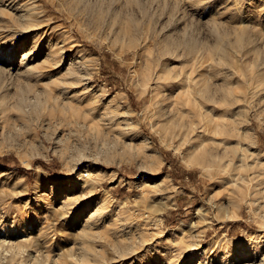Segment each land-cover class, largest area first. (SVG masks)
<instances>
[{"label":"rangeland","instance_id":"obj_1","mask_svg":"<svg viewBox=\"0 0 264 264\" xmlns=\"http://www.w3.org/2000/svg\"><path fill=\"white\" fill-rule=\"evenodd\" d=\"M181 107L196 141L161 128ZM2 239L0 264H234L237 239L264 264V0H0Z\"/></svg>","mask_w":264,"mask_h":264},{"label":"bare ground","instance_id":"obj_2","mask_svg":"<svg viewBox=\"0 0 264 264\" xmlns=\"http://www.w3.org/2000/svg\"><path fill=\"white\" fill-rule=\"evenodd\" d=\"M75 4V3H74ZM101 10H99V12H100ZM102 12V11H101ZM103 13V12H102ZM97 14H99V13H97ZM101 15V14H100ZM98 16V15H97ZM100 19V18H99ZM96 20V19H95ZM32 23H34V21L33 22H31V21H28V23H27V25H26V27H32ZM33 28V27H32ZM240 41V40H239ZM240 44V43H239ZM218 51V50H217ZM52 52V51H51ZM230 52V51H229ZM228 52V53H229ZM232 52V51H231ZM219 53V52H218ZM220 55V54H219ZM230 56V55H229ZM221 57V56H220ZM232 58H234V57H232ZM22 61H23V59H22ZM162 66V65H161ZM163 68H164V66H162ZM165 69V68H164ZM176 69V68H175ZM166 70H167V68H166ZM163 71V70H162ZM168 71V70H167ZM167 71L165 72V73H167ZM172 72V71H171ZM177 72H179V71H177ZM167 75V74H166ZM165 75V76H166ZM179 73H176V75L174 76V74H171L170 76H167V77H169V80H170V78L172 79V78H174V77H176V78H178L179 77ZM212 75V74H211ZM182 76V75H181ZM214 76V75H213ZM200 77V76H199ZM198 77V78H199ZM161 79V78H160ZM175 79V78H174ZM184 79V78H183ZM177 80V79H176ZM178 80H181V79H178ZM186 80V79H185ZM189 79H187V81H188ZM182 81V80H181ZM169 82V81H168ZM174 83H175V81H173ZM172 84V83H171ZM185 84H186V82H185ZM184 84V85H185ZM188 84V83H187ZM205 84V83H204ZM188 86V85H187ZM203 86V85H202ZM178 87V86H177ZM183 88H185V87H183ZM190 87H187V89H185V90H183V91H186L187 90V92L188 91H190V95L192 94L191 93V90L189 89ZM207 89L208 88H202V87H200V88H198V93L199 94H201V96H206V94H207ZM180 90H181V92H183L182 91V89L180 88ZM211 91H212V88H211ZM186 92V95H188L189 96V93H187ZM197 92V91H196ZM168 93V92H167ZM178 93H179V91H178ZM176 94L177 95V97H178V95L180 96L181 94L179 93V94ZM211 93H213V92H211ZM184 94H185V92L184 93H182V96H184ZM216 94H217V92H216ZM170 95V94H169ZM218 95V94H217ZM166 96H168V95H165V97ZM175 96V95H174ZM173 95H172V98L174 97ZM187 96V97H188ZM194 95H192V97H193ZM197 96V95H196ZM195 96V97H196ZM177 97H175L176 99H177ZM185 97V96H184ZM184 97H182L183 99H184ZM187 97H185V98H187ZM191 96L190 97H188L187 98V100L186 99H184V100H181V103H180V99H182L181 98V96L180 97H178V101L179 102H177L176 100H173L174 102H177L176 104L177 105H179V103L180 104H182L183 105V103L185 102V100H186V102H188L187 103V105L186 104H184L183 106H189L190 104L192 105H194V103H195V99H194V97L192 98ZM174 98V99H175ZM189 98H191V99H194L195 101H194V103L192 102V101H189V100H191V99H189ZM216 98H218V97H216ZM198 99V98H197ZM219 99V98H218ZM167 100V99H166ZM169 100V102H170V99H168ZM214 100V99H213ZM212 100V101H213ZM165 101V100H164ZM164 101H162V102H164ZM182 101H184V102H182ZM215 101V100H214ZM213 101V102H214ZM230 101V100H229ZM167 102V101H166ZM165 102V103H166ZM190 102H192V103H190ZM212 102V103H213ZM168 103V102H167ZM196 103L197 104H200V105H202L201 103H198V101H196ZM204 103V102H203ZM220 103V102H219ZM169 104V103H168ZM171 105H172V103H170ZM173 104H175V103H173ZM175 104V105H176ZM217 104V103H216ZM176 105V106H177ZM181 105V106H182ZM200 105H197V106H199L198 108L200 109V110H202V109H206V106L204 107V108H202L201 109V106ZM211 105V104H210ZM163 106V105H162ZM180 106V105H179ZM178 106V107H179ZM185 106V107H186ZM195 107H193V106H189V107H186V108H195V110H198L199 111V109L198 108H196V104L194 105ZM215 106V105H214ZM164 107V106H163ZM167 107V106H166ZM174 107V106H173ZM172 107V110L173 109H175V108H173ZM212 107V106H211ZM209 105L207 106V108H211ZM168 108H169V106H168ZM184 108V107H183ZM191 108V109H192ZM176 109H178V108H176ZM190 109V110H191ZM169 110L171 111V106H170V108H169ZM178 110H180V108L178 109ZM187 110H189V109H187ZM186 109H184V110H182V107H181V112H183V113H181L180 112V114H182V116H181V121L179 120V118H177L178 117V115H176L177 117H175V115H170L171 117L169 118V117H167V118H169L168 120H167V118H165L167 121H166V123L165 124H163L162 125V127L161 128H163V131L166 133V132H168V130L171 132H173V133H175L176 131H177V129H179V131H182L183 129H185V133L183 132H181L182 133V135L184 134V135H187L188 136V141H196V140H193V138H195V137H193L195 134H198V132L197 133H195L194 135L192 134V132H195V130L198 128V125L197 124H199V126H200V124H202V123H206L205 121H207L208 122V120L212 117V116H216L217 115V113H214L215 115H212V113H211V109L210 110H205V111H207L206 113H205V111H204V113H205V115L204 114H202V112L201 111H199V112H201V117L204 115L205 117H202V120H204L205 118H206V116H207V114L209 115V116H207V119L208 120H204L203 122H202V120L201 121H199V119H201V118H199V116L198 115H195V116H198V117H196L194 120H193V118H189V119H192V120H190V123L189 122H187V121H185V118H187V117H185L184 116V114H186V113H184L185 111H187ZM189 110V111H190ZM175 112H177L176 110H174ZM192 111H194L193 109H192ZM192 111H191V114H192ZM203 111V110H202ZM209 111H210V113L211 114H209ZM169 112V111H168ZM168 112H167V114H166V116L167 115H169L168 114ZM173 112V111H172ZM179 112V111H178ZM188 112V111H187ZM195 112V111H194ZM170 113V112H169ZM198 112H196V114H197ZM178 114V113H177ZM190 114V113H189ZM188 114V116H191V115H189ZM200 114V113H199ZM162 116H164L163 114H161ZM160 115V116H161ZM193 115V116H194ZM194 116V117H195ZM165 117V116H164ZM180 117V116H179ZM185 117V118H184ZM199 118V119H198ZM204 118V119H203ZM213 118V117H212ZM161 118H159V120H160ZM196 119H198V120H196ZM161 121V120H160ZM197 121H199V123L197 122ZM162 122H164V121H162ZM197 122V123H196ZM200 122H202V123H200ZM220 122V121H219ZM216 123H217V121H216ZM210 124V123H209ZM208 124V125H209ZM213 124V123H212ZM203 125V124H202ZM205 125H207V124H205ZM211 126V125H210ZM201 127V126H200ZM203 127V126H202ZM204 128V127H203ZM206 128V127H205ZM211 128V127H210ZM219 128H220V126H219ZM200 131L202 130V129H199ZM205 130H208V127H207V129H205ZM209 130H211V129H209ZM197 131H198V129H197ZM199 131V132H200ZM212 131H213V129H212ZM171 132V133H172ZM215 132V131H214ZM137 133V132H136ZM178 134H179V132H177ZM210 133V132H209ZM213 133V132H212ZM169 135H171L170 133H168ZM176 134V133H175ZM199 134H201V132L199 133ZM205 134V133H204ZM215 134H216V132H215ZM217 134H218V132H217ZM173 135V134H172ZM196 136V135H195ZM200 136H203V135H200ZM183 137V136H182ZM205 137V136H204ZM203 137V138H204ZM211 137V136H210ZM217 137V136H216ZM145 138V137H144ZM200 138H202V137H200ZM207 138V137H206ZM208 138H209V136H208ZM144 140V139H143ZM147 140V138L145 139V141ZM205 140V139H204ZM209 140H211V139H209ZM205 141H208V140H205ZM199 144V143H198ZM203 144V143H202ZM190 145H191V143H190ZM197 145V144H196ZM201 145V144H200ZM191 147H193V145H191ZM194 149V148H193ZM188 151H190V149L188 150ZM191 153H194L193 152V150H192V152ZM190 153V154H191ZM188 155H189V153H188ZM192 156V155H191ZM206 165V164H205ZM41 172V171H40ZM44 172V171H43ZM37 179V178H36ZM75 182L76 183H78V185H80L81 187H88V183H86V180L85 179H83V176H82V174H78L77 176H76V178H75ZM44 188V186H43V184L38 180L37 182H36V186H35V189H36V191L37 192H39L41 189H43ZM13 223V222H12ZM176 230V229H175ZM10 242V241H9ZM8 242V243H9ZM13 242V241H12ZM5 244H6V241L4 242V240L2 239L1 241H0V249L3 247V250H8V251H12V254H17L18 252H19V249L21 248V246L18 244H13V243H11L10 245H8V244H6V246L8 245V247H6L5 249H4V247H5ZM197 248V249H196ZM194 251L195 250H198L199 248L197 247V246H195L194 248ZM2 250V249H1ZM255 250V253L257 254V251H259L260 250V243L257 241L256 243L254 242H248V243H245V241L244 240H242V239H237L236 240V242H234V245H233V247L231 248V249H229V248H225V250H224V255H223V257L224 258H226L225 260H223L225 263H230V262H232V263H234V264H236V263H239V262H241V261H244L245 260V258H247L248 256H250L251 254H252V252ZM14 252V253H13ZM201 255H206V253H207V251L206 250H202L201 252H199ZM261 253H264V252H261ZM264 255V254H263ZM194 257V255H192V258ZM207 257H208V255H207ZM232 258H234L233 259V261H232Z\"/></svg>","mask_w":264,"mask_h":264},{"label":"built area","instance_id":"obj_3","mask_svg":"<svg viewBox=\"0 0 264 264\" xmlns=\"http://www.w3.org/2000/svg\"><path fill=\"white\" fill-rule=\"evenodd\" d=\"M88 174H89V173H88V172H86V173H85V176H88Z\"/></svg>","mask_w":264,"mask_h":264}]
</instances>
